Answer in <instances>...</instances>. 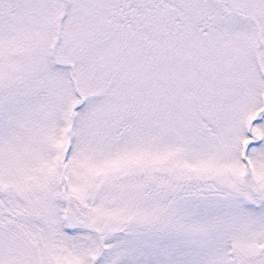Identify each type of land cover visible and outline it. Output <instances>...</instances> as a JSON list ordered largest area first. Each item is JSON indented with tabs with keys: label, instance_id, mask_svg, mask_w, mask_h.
Masks as SVG:
<instances>
[{
	"label": "snow or ice",
	"instance_id": "snow-or-ice-1",
	"mask_svg": "<svg viewBox=\"0 0 264 264\" xmlns=\"http://www.w3.org/2000/svg\"><path fill=\"white\" fill-rule=\"evenodd\" d=\"M0 264H264V0H0Z\"/></svg>",
	"mask_w": 264,
	"mask_h": 264
}]
</instances>
